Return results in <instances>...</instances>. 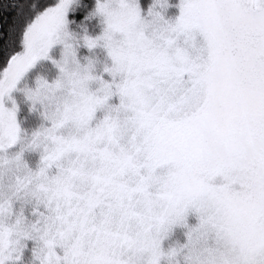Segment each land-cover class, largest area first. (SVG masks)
I'll return each mask as SVG.
<instances>
[{
    "label": "snow or ice",
    "instance_id": "snow-or-ice-1",
    "mask_svg": "<svg viewBox=\"0 0 264 264\" xmlns=\"http://www.w3.org/2000/svg\"><path fill=\"white\" fill-rule=\"evenodd\" d=\"M0 264H264V0H0Z\"/></svg>",
    "mask_w": 264,
    "mask_h": 264
}]
</instances>
